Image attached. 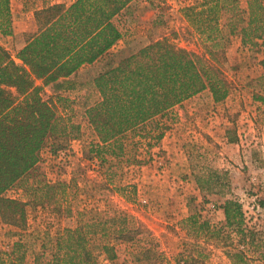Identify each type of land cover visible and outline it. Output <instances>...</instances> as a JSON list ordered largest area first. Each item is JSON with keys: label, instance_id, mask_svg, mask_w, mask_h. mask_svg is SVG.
Listing matches in <instances>:
<instances>
[{"label": "rangeland", "instance_id": "rangeland-1", "mask_svg": "<svg viewBox=\"0 0 264 264\" xmlns=\"http://www.w3.org/2000/svg\"><path fill=\"white\" fill-rule=\"evenodd\" d=\"M71 1L9 0L11 30L0 34V45L13 57L33 31L30 20L36 8ZM197 1H130L113 18L121 36L109 52L162 38L204 52L208 42L184 13ZM259 3L264 5V0ZM245 7L246 0H237L235 16ZM253 17L257 21L263 14L254 7ZM219 47L225 58L220 67L228 81L225 98L213 101L208 89L186 98L157 118V128L148 122L120 137L117 156L88 152L97 137L84 109L98 100L92 83L97 63L78 68L69 77V88L34 80L41 86L39 96L50 101L58 116L78 124V132L66 139L47 138L33 167L2 193L24 203V221L15 226L0 218V251L9 250L20 238L23 264H31L34 253L46 254L63 228L75 226L78 212L114 209L124 215L131 240L120 243L111 260L96 253L98 264H172L177 254L190 252L192 244L203 264H237L236 257L227 254L232 247L253 264H264V33L241 44L237 32L227 28ZM55 94L66 100H56ZM161 127V137L154 140L152 130ZM209 170L216 171L219 181L208 180L199 190L193 173ZM70 179L74 186L55 185ZM35 184L41 187L33 190ZM225 198L241 207V228L249 231H243L244 238L224 223L219 206ZM190 215L195 221L180 223ZM204 220L209 228L220 229L216 238L206 237L207 228L200 225Z\"/></svg>", "mask_w": 264, "mask_h": 264}, {"label": "trees", "instance_id": "trees-1", "mask_svg": "<svg viewBox=\"0 0 264 264\" xmlns=\"http://www.w3.org/2000/svg\"><path fill=\"white\" fill-rule=\"evenodd\" d=\"M130 1L73 0L69 4L43 6L32 13L33 31L13 57L0 45V218L4 222L23 224L24 203L2 193L33 167L44 141L66 139L78 132V124L58 116L50 101L39 96L41 86L35 85L34 80H40L42 85L69 88V77L78 68L97 63L92 83L98 100L84 109L86 122L97 137L88 152L98 157L104 151L117 156L122 150L120 137L148 122H154L157 128V118L186 98L204 89H208L213 101L225 98L228 81L220 67L225 58L219 52L224 29L237 32L241 44L252 43L254 37L264 33V5L259 0H246L238 17L234 14L237 0H198L197 5L186 6L184 13L208 42L204 52L177 47L165 38L129 43L109 52L121 36L113 18ZM254 7L263 14L257 21L253 17ZM10 30L9 0H0V34H9ZM53 97L66 100L61 94ZM162 127L152 130L154 140L161 137ZM208 172L193 173L199 190L208 180L218 183L216 171ZM55 185L65 188L74 183L70 179ZM38 187L41 186L35 184L32 189ZM219 207L225 225L244 238L243 231H249L241 228L243 214L239 203L225 198ZM67 211L70 212L69 208ZM78 214L75 226L63 228L46 254L34 253L31 264H98L96 253L111 260L116 257L117 246L131 240L126 234L130 227L123 223L121 211L97 210L92 214L88 209ZM191 221H195L194 215L180 223L187 226ZM200 225L207 228V238L219 235L220 229L209 228L206 220ZM23 243L16 239L9 250L0 251V264H23ZM191 247L190 252L177 254L172 264H203L200 251L194 252V244ZM227 254L236 257L237 264H253L237 248L232 247Z\"/></svg>", "mask_w": 264, "mask_h": 264}, {"label": "crops", "instance_id": "crops-1", "mask_svg": "<svg viewBox=\"0 0 264 264\" xmlns=\"http://www.w3.org/2000/svg\"><path fill=\"white\" fill-rule=\"evenodd\" d=\"M39 8H41V7H39ZM36 9H38V8H36ZM23 44H24V43H23ZM23 44H22V45H23ZM22 45H21V46H22ZM21 46H20V47H21Z\"/></svg>", "mask_w": 264, "mask_h": 264}]
</instances>
